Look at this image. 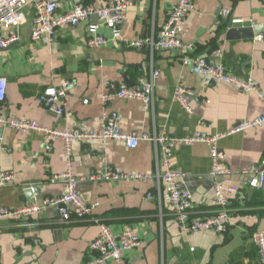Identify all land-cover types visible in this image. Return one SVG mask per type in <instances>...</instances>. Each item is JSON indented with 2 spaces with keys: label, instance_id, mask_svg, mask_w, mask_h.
Wrapping results in <instances>:
<instances>
[{
  "label": "crops",
  "instance_id": "obj_1",
  "mask_svg": "<svg viewBox=\"0 0 264 264\" xmlns=\"http://www.w3.org/2000/svg\"><path fill=\"white\" fill-rule=\"evenodd\" d=\"M76 1L62 0L59 10H69ZM79 1L102 5L107 0ZM175 1L133 0L126 9L122 39L98 47L86 43V29L95 21L93 17L59 28L51 44L33 42L30 31L35 8L28 4L25 21L13 30L16 41L0 49V75L7 78L0 113L57 127H77L86 121L87 130L98 131L102 94L115 90L120 82L146 80L153 70H159L160 75L149 106L122 98L107 104L109 110L118 112L124 130L149 136L166 133L182 137L197 130L212 134L227 132L235 124L263 113L264 101L257 93L227 84H206L184 59L204 56L222 62L233 75L255 78L264 95V42L254 39L264 33V0H195L179 49L151 54L146 49L125 46V40L155 32ZM224 10H229L227 16ZM229 18L245 21L229 26ZM254 26L259 28L252 36L239 33V28ZM232 29L236 31L231 33ZM99 32L111 38L109 28L101 25ZM68 79L75 85L68 92L63 114L54 113L37 100L46 87L60 86ZM179 82L193 92L191 113L173 98ZM0 136V171L13 175L0 188V207L16 208L63 191L64 181L52 180L66 168L61 140L47 139L33 130L17 132L3 127ZM47 143L51 146L48 150ZM219 147L222 164L233 170L221 180L224 185L238 187L246 197H230L224 231L188 229L170 204L157 197L154 181L88 178L90 172L103 173L112 165L126 171H153L155 147L151 141L141 139L135 148H129L118 141L80 140L72 144V172L84 200L98 204L82 218L63 219L52 207L27 219L0 218V264H88L94 256L90 243L102 223L114 233L130 226L139 234L140 246L123 253V264H256L259 256L251 234L256 229L264 230V187L248 186V177L237 170L256 166L264 171V122L255 129L223 136ZM169 158L173 167L186 174L185 184L192 191L190 218L214 213L207 145L197 142L173 146ZM32 186L39 197L28 191ZM104 264L115 263L109 260Z\"/></svg>",
  "mask_w": 264,
  "mask_h": 264
},
{
  "label": "built area",
  "instance_id": "obj_2",
  "mask_svg": "<svg viewBox=\"0 0 264 264\" xmlns=\"http://www.w3.org/2000/svg\"><path fill=\"white\" fill-rule=\"evenodd\" d=\"M62 0H0V49L6 48L16 41L14 29L25 21L24 8L32 4L35 16L32 21L30 38L33 42L51 44L59 28L74 26L83 20L95 18L86 29V43L89 47L107 44L110 40L122 39L121 27L125 20L126 9L133 0H107L104 4L85 3L76 1L69 10L60 11ZM195 8V0H176L166 11V18L162 25L152 34L139 36L132 40H125V46L134 49H146L151 54L157 51H171L182 46L181 34L188 15ZM229 10H224L227 16ZM244 18L232 19V23H243ZM111 31V38L99 32L100 26ZM257 41L264 42V33L254 36ZM185 64H190L193 73L199 75L206 84H227L244 92H255L264 101V95L259 89L258 81L249 76L242 78L233 75L222 62L211 61L204 56L185 58ZM160 71L153 70L146 80L140 79L136 84L120 82L113 91L102 94L103 104L102 122L98 131L86 129V121H81L77 127H57L39 123L25 116H6L0 113V127L9 128L17 132L33 130L46 136L47 139H59L63 145L66 168L63 172L52 176V180L64 181L63 191L59 195L46 196L38 202L23 204L16 208L0 207V218L10 217L16 220L36 217L45 207H52L63 219L82 218L89 214L98 202H87L77 189V178L72 169V144L75 141L107 142L118 141L129 148H135L141 139L151 141L155 147V169L153 171H126L119 166H108L103 173L90 172V180L110 181H154L157 185V197L170 204L175 210L178 220L187 224L191 230L224 231L228 219V205L230 197L239 195L244 200L245 193L233 185H224L221 177L233 171L222 164L223 152L219 147V140L223 136L237 131L255 129L264 122V112L256 117L243 120L232 126L227 132L204 133L194 131L187 136H173L158 133L149 136L138 135L134 131L124 130L119 124V115L115 110H109L107 104L115 99H136L144 107L153 102V91ZM73 80H65L60 86L46 87L37 97L49 110L61 115L67 104L68 92L74 87ZM7 78L0 75V102L5 99ZM193 92L181 82L175 87L173 98L181 107L192 112L190 104ZM87 102V100H84ZM207 126V125H206ZM210 126V125H208ZM0 136V141L2 140ZM202 142L207 145L211 157L210 176L213 181V196L216 210L205 218H190L192 207V191L185 184L186 174L170 162V150L176 145H192ZM47 143L45 149H50ZM247 176L250 187H264V171L256 166L237 170ZM13 178L11 172L0 171V188ZM151 196L152 194H148ZM252 239L257 248L259 261L264 264V230L256 229L252 232ZM141 238L137 231L126 226L120 233H114L107 224H100L97 236L91 241L90 248L94 253L88 264H104L111 260L115 264H123V253L138 248Z\"/></svg>",
  "mask_w": 264,
  "mask_h": 264
},
{
  "label": "water",
  "instance_id": "obj_3",
  "mask_svg": "<svg viewBox=\"0 0 264 264\" xmlns=\"http://www.w3.org/2000/svg\"><path fill=\"white\" fill-rule=\"evenodd\" d=\"M231 24H232V19L229 18V26H231ZM258 28H259V27L254 26L253 28H239L238 30H239V33L242 34V36H243V35H244V36H252L253 33H256V32H257V29H258ZM233 31H236V29H232L230 32L232 33ZM7 47H8V46H7ZM1 49H4V48H1ZM30 183L35 184L33 181H31ZM28 184H29V183H28ZM27 186H29V185H27ZM32 190H33V193L35 194V196H38V194L36 193V189L34 188V186H32L31 189L28 188V191H29V192H31ZM38 197H39V196H38Z\"/></svg>",
  "mask_w": 264,
  "mask_h": 264
}]
</instances>
